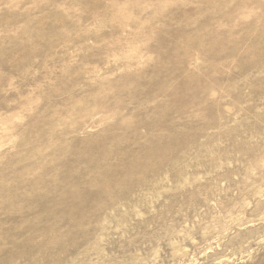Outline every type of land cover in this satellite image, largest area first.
Listing matches in <instances>:
<instances>
[{"label":"rangeland","instance_id":"rangeland-1","mask_svg":"<svg viewBox=\"0 0 264 264\" xmlns=\"http://www.w3.org/2000/svg\"><path fill=\"white\" fill-rule=\"evenodd\" d=\"M0 264H264V0H0Z\"/></svg>","mask_w":264,"mask_h":264}]
</instances>
